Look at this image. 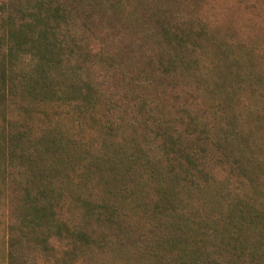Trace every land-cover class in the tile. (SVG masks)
I'll list each match as a JSON object with an SVG mask.
<instances>
[{
	"label": "rangeland",
	"instance_id": "obj_1",
	"mask_svg": "<svg viewBox=\"0 0 264 264\" xmlns=\"http://www.w3.org/2000/svg\"><path fill=\"white\" fill-rule=\"evenodd\" d=\"M56 26L40 97L27 93L39 63L26 53L30 42L0 40V149L9 165L0 264H164L146 238L168 189L161 170L151 176L154 161L177 171L179 161L191 164L203 180L261 158L254 141L264 132V98L232 119L211 95L220 81L239 92L229 88L243 68L238 52L261 73L254 93L264 92V0H86ZM221 119L226 130L211 129ZM11 181L43 187L39 205L53 200L68 225H27Z\"/></svg>",
	"mask_w": 264,
	"mask_h": 264
},
{
	"label": "trees",
	"instance_id": "obj_2",
	"mask_svg": "<svg viewBox=\"0 0 264 264\" xmlns=\"http://www.w3.org/2000/svg\"><path fill=\"white\" fill-rule=\"evenodd\" d=\"M67 1L68 4L57 0L54 5L52 0H5L0 6L1 43L7 47V45L12 46L13 42L16 45H26L25 42L28 41L30 45L26 53L30 58L32 57L33 63L39 62L37 66L31 67L34 72L28 74L29 95L40 97L45 94L42 91H35L38 90L35 86H41V80L50 71L44 61L45 55L52 52L49 48H55L53 40L56 37L55 25H59V17L72 15L83 2H86V0ZM8 51L10 54L11 49ZM238 54L243 60V68L239 73L225 72L230 75V79L231 74L237 73L234 80H230L229 88L238 87L239 92L233 94L232 89H227V85L220 81L216 85L217 93L211 95L216 108H220L232 119L234 115L241 117L243 112L249 111L255 102H261L259 98H264L263 91L257 95L254 93L258 86L255 75H261L260 71L256 72L258 69L249 62L247 53L238 52ZM36 55L38 57H35ZM43 65L48 66L49 70L45 72ZM58 68L61 70L58 66L57 71ZM69 86L70 92L75 94L76 86ZM89 94L91 93L86 92L81 95ZM231 100L236 102L238 107L226 106ZM224 122L221 119L220 124H212L211 129L214 128L213 126L225 129ZM230 126L232 129H238L231 123ZM239 130L250 131L246 125H240ZM257 134L254 145L261 149L262 155L259 160L250 162L252 164L247 170L244 167L240 168L241 171L235 170L234 167L224 176L210 175L198 180L193 173L196 172L195 168L191 164V169H181L182 161H179L177 171L174 167V169L165 168V164L159 160L154 161L150 174L156 176L161 170L162 172L159 173L162 177L159 184L168 189L161 193L166 207L163 212L157 210L153 213L155 214L153 218L148 220L150 226L147 227L146 238L149 241L148 246L159 252L158 255L164 259V264H264V132L258 131ZM237 142L240 143L239 140ZM243 147L239 145L238 150L242 151ZM2 149L0 180L3 182L6 179L7 164L4 144L0 150ZM7 166L9 167L8 164ZM257 176L261 178L260 184L254 182ZM38 178L37 176V180ZM248 182L263 199H259L253 191L250 193V189L247 190ZM38 186L31 188L23 182L11 181L7 187V191L10 189L11 193H15L16 200H21L20 205L17 202L16 208L21 216H25L28 220L27 225L33 227L46 223L51 229L60 223L68 225L58 214L57 204L53 200H46L47 203L39 205L45 197V191L43 192V187ZM27 199L31 200L27 202ZM171 220L175 222L172 223Z\"/></svg>",
	"mask_w": 264,
	"mask_h": 264
}]
</instances>
